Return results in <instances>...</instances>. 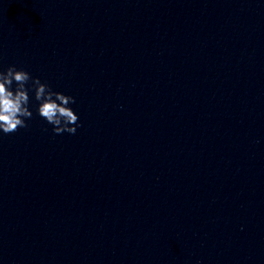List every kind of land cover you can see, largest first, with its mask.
I'll list each match as a JSON object with an SVG mask.
<instances>
[{"label": "clouds", "instance_id": "1", "mask_svg": "<svg viewBox=\"0 0 264 264\" xmlns=\"http://www.w3.org/2000/svg\"><path fill=\"white\" fill-rule=\"evenodd\" d=\"M29 81L34 98L39 102L37 107L39 116L53 126L55 134L65 132L75 134L80 127L79 117L69 107L75 103V98L53 91L38 77H32L23 69L18 70L15 65L0 71V131L10 134L19 128L27 127L26 119L33 115L29 109V88L26 87ZM14 82L16 87L13 90Z\"/></svg>", "mask_w": 264, "mask_h": 264}]
</instances>
